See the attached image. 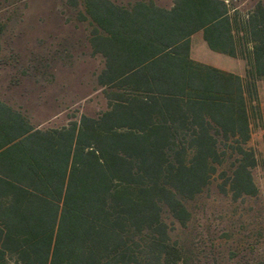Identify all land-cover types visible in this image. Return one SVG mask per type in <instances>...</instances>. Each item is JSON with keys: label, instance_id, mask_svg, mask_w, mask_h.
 Instances as JSON below:
<instances>
[{"label": "trees", "instance_id": "obj_1", "mask_svg": "<svg viewBox=\"0 0 264 264\" xmlns=\"http://www.w3.org/2000/svg\"><path fill=\"white\" fill-rule=\"evenodd\" d=\"M79 1L104 60L99 83L124 86L97 116L62 127L0 98V264H184L165 211L186 225L185 202L229 158L234 197L259 191L247 144L262 120L264 5ZM198 32L244 60L245 75L194 60Z\"/></svg>", "mask_w": 264, "mask_h": 264}, {"label": "rangeland", "instance_id": "obj_2", "mask_svg": "<svg viewBox=\"0 0 264 264\" xmlns=\"http://www.w3.org/2000/svg\"><path fill=\"white\" fill-rule=\"evenodd\" d=\"M153 1L165 8L173 4V0ZM257 1L235 0L234 5L244 10ZM82 10L79 0H0V98L39 127H62L83 114L97 116L124 86L99 83L104 60L90 44L92 28L80 15ZM191 44L194 59H215L199 35ZM234 64L230 66L238 68ZM261 113L247 144L258 158L251 170L258 194L234 197L227 184L235 160L229 158L210 184L185 202L190 213L186 225L164 212L170 241L181 248L184 264H264L263 90Z\"/></svg>", "mask_w": 264, "mask_h": 264}, {"label": "crops", "instance_id": "obj_3", "mask_svg": "<svg viewBox=\"0 0 264 264\" xmlns=\"http://www.w3.org/2000/svg\"><path fill=\"white\" fill-rule=\"evenodd\" d=\"M257 2H260L262 5H264V1L263 2L257 1ZM196 35H199L201 37L202 44L209 50V52L211 53V56L215 57V59L213 61H211V62H204V61L196 60V59H194L192 57L194 60H196L198 62H201L203 64H207V65L213 66L215 68L221 69V70L226 71V72L234 73V74L239 75L241 77H243L245 75L246 64H245L244 60H242L240 58L230 57V56H227L225 54L212 51L208 47L207 43L205 42V40L203 38V33L202 32H198L194 36H196ZM194 36H192V38ZM191 47H192V44H191ZM223 63H225V64L223 65ZM233 63H235L236 66H238V68L234 69L232 66H230V64H233ZM260 101H261V91H260Z\"/></svg>", "mask_w": 264, "mask_h": 264}]
</instances>
